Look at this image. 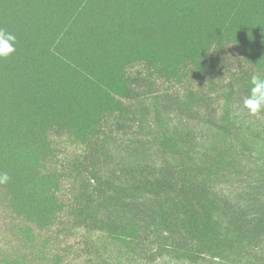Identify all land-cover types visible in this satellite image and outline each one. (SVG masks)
Instances as JSON below:
<instances>
[{
    "label": "trees",
    "instance_id": "trees-1",
    "mask_svg": "<svg viewBox=\"0 0 264 264\" xmlns=\"http://www.w3.org/2000/svg\"><path fill=\"white\" fill-rule=\"evenodd\" d=\"M0 30L16 37L15 51L0 57V175L9 177L0 187L16 210L42 224L64 206L56 195L63 175L48 168L56 156L54 134L68 133L86 146L97 143L101 124L127 110L122 98L131 90L123 86L131 64L147 63L167 78L179 77L185 67L184 75L211 76L234 47L241 65L231 89L242 102L235 108L233 93H226V105L214 119L218 129L237 122L236 110L249 112L243 100L250 95V77L264 75V0H0ZM186 105L194 106L191 99ZM158 134L173 144L172 159L150 166L131 155L123 171L93 172L88 193L98 201L90 205L95 222L100 208L107 210L108 235L120 241L124 234L114 226L135 224L140 202L159 197L176 211L178 234L197 243L185 254L191 260L197 254L208 264L233 257L235 264L254 241L264 249V210L248 219L247 201L211 196L210 185L200 179L208 153L180 156L195 132L160 125ZM217 174L207 172L210 178ZM163 209L162 214L174 213ZM91 213L82 211L90 219ZM156 219L157 226L169 223V216ZM179 239L172 243L181 245ZM237 242L241 252L234 259Z\"/></svg>",
    "mask_w": 264,
    "mask_h": 264
},
{
    "label": "rangeland",
    "instance_id": "rangeland-1",
    "mask_svg": "<svg viewBox=\"0 0 264 264\" xmlns=\"http://www.w3.org/2000/svg\"><path fill=\"white\" fill-rule=\"evenodd\" d=\"M226 54V64H221L211 76L184 75L189 70L185 67L179 77L167 78L156 67L135 62L127 68V84L122 83L131 90V95L122 98L127 110L119 117L111 115L101 124L97 143L86 146L68 133L54 134L56 156L48 168L63 175L56 195L64 206H59L53 220L42 224L38 218H28L25 212L16 210L10 194L0 187V264H208L198 254L194 260L185 257L197 243H192L191 237L180 230L182 234H178V215L165 198L142 200L135 224L114 226L124 234L117 241L108 235L107 210L100 208L99 219H93L90 205L98 201H93L88 191L94 181L93 172L106 167L117 173L123 171L128 156L137 155L150 166L158 160L172 159L171 149L175 148L158 134L159 127L172 129L180 125L197 135L196 139L191 137L189 142H183L180 156L206 152L205 169L219 173L214 178L207 172L200 176L215 194L211 196L247 201L244 213L248 219L263 211L264 112L243 114L236 110L237 122L220 124V129L214 122L226 105V93H233L229 101L235 108L242 102L236 89H231L241 60L234 47L228 48ZM190 99L193 108L186 105ZM184 182L193 186L189 180ZM199 192H203L199 195L205 199V189L200 187ZM164 207L174 213L162 214ZM82 211L91 213L92 218L82 215ZM200 212L205 215V208ZM212 212L217 219L219 213L213 208ZM156 215L166 219L169 216V223L157 226ZM123 216L129 219L126 213ZM180 237L184 241L174 245L172 239ZM234 247L237 259L241 245L237 242ZM247 255L235 264H264L261 242L254 241ZM229 260L223 258L211 264H231Z\"/></svg>",
    "mask_w": 264,
    "mask_h": 264
},
{
    "label": "clouds",
    "instance_id": "clouds-1",
    "mask_svg": "<svg viewBox=\"0 0 264 264\" xmlns=\"http://www.w3.org/2000/svg\"><path fill=\"white\" fill-rule=\"evenodd\" d=\"M16 37L11 33L0 30V57H8L14 51ZM250 95L244 98L243 107L251 114H257L264 110V75L252 74L250 77ZM9 177L0 175V183L8 181Z\"/></svg>",
    "mask_w": 264,
    "mask_h": 264
}]
</instances>
